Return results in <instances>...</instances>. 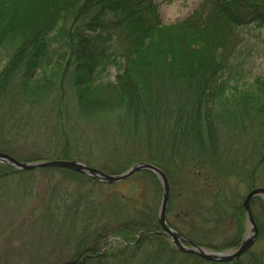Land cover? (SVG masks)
I'll return each instance as SVG.
<instances>
[{
    "label": "trees",
    "instance_id": "1",
    "mask_svg": "<svg viewBox=\"0 0 264 264\" xmlns=\"http://www.w3.org/2000/svg\"><path fill=\"white\" fill-rule=\"evenodd\" d=\"M252 25L264 27V0H203L174 26L161 21L154 0H0V62H4L0 103L8 107L5 110H13L17 102L35 108L52 104L53 115L62 121L56 135L64 139L60 155L66 158L70 156L66 129L76 125L69 127L63 121L71 117V98L82 119L103 121L118 113L126 126L144 128L149 138L165 141L157 149L161 154L150 159L169 179L184 169L196 173L195 166L200 165V172H213L226 182L221 164L212 157L204 159L206 143L212 148L209 136H216L215 123L247 131L250 122H260L264 130V75L246 82L239 61L240 49L247 43L243 29ZM114 66L120 73L115 82H106L103 75ZM242 80L247 85L237 82ZM192 144L200 146L199 152L181 156L180 148L185 155ZM260 144L264 147V141ZM0 168L6 174L28 172L1 163ZM144 172L157 180L152 172ZM205 176L212 187L211 175ZM228 192L227 184H219L216 203ZM53 210L59 211L57 206ZM230 210L238 219L246 217L243 205L233 204ZM138 223L140 239L138 234L133 242L125 235V241L115 244L130 242L135 250L146 245L148 264H167L178 254L195 264H264V249L252 253L253 248L232 262L205 261L177 250L157 232V217L147 215ZM123 233L117 231L115 237ZM90 234L86 231L76 238L73 253L58 264L120 263L123 250L119 254L109 245L102 248L99 235L90 243Z\"/></svg>",
    "mask_w": 264,
    "mask_h": 264
},
{
    "label": "rangeland",
    "instance_id": "2",
    "mask_svg": "<svg viewBox=\"0 0 264 264\" xmlns=\"http://www.w3.org/2000/svg\"><path fill=\"white\" fill-rule=\"evenodd\" d=\"M154 1L161 21L169 26L189 17L203 2ZM243 31L247 43L240 49L239 61L245 73L242 74L244 80L250 82L264 75V27L246 26ZM3 64L0 62V69ZM119 73L117 67H110L103 78L106 82H115ZM237 82L241 85L245 81ZM69 101L71 117L67 115L63 121H68L69 127L76 124L73 125L75 128L66 129L70 156L60 155L64 139L58 138L60 134L57 136L56 133L60 132L62 121L59 115H53L54 107L50 103L35 108L17 102L13 110H5L8 107L0 103V150L26 161L84 160L82 162L108 173L121 172L137 162L153 163L150 158L161 154L157 149H161L165 141L154 135L149 138L148 130H135L131 123L126 126L118 113H110L109 118L101 119L103 121L82 119L75 102L71 98ZM259 124L250 122L248 126L251 127L245 131L215 123L216 136L212 135L213 139L209 136L212 148L206 143L204 159L212 157L220 163L228 181H221V177L214 176L213 172H200V165L195 166L196 173L184 169L172 174L168 221L199 245L212 250L232 249L248 229L247 217L238 219L236 212L231 214L229 211L233 204L242 206L252 188L264 186L263 146L260 144L264 141V130ZM199 150V145L192 144L185 155L180 148V155H195ZM6 171L0 168V264H58L69 258L76 238L86 231L91 233L90 243L99 235L102 248L109 245L112 252L120 254L124 251L125 256L117 260L118 264H144L146 261L148 264L150 253L146 245L135 250L130 242L127 245L115 243L123 242L129 236L134 242L139 234L136 230L138 222L147 215L158 217L162 189L158 179L151 174L139 171L115 185H100L56 168L9 174ZM205 175L215 178H211L212 187L207 185L210 182ZM224 183L229 195L221 197V203L217 204L214 200L216 190ZM55 206L58 212H54ZM223 207L228 214L222 211ZM117 209L121 215L116 213ZM253 212L259 235L252 253L264 249L262 197L254 200ZM144 213H147L145 217L142 216ZM117 231L124 233L118 238L115 237ZM125 235L126 239L123 238ZM247 256L250 258L251 254L243 259ZM184 257L181 254L169 257L167 264H195ZM159 261L163 262L162 258Z\"/></svg>",
    "mask_w": 264,
    "mask_h": 264
},
{
    "label": "water",
    "instance_id": "3",
    "mask_svg": "<svg viewBox=\"0 0 264 264\" xmlns=\"http://www.w3.org/2000/svg\"><path fill=\"white\" fill-rule=\"evenodd\" d=\"M0 163L8 165L18 171H29L41 168L72 170L104 184H115L127 180L139 171L152 172L159 180L162 189V199L158 211V222L161 227L160 232L171 241L177 250L197 255L210 262H231L239 259L254 246L259 235V226L254 216L252 203L256 197H262L264 199V186L252 188L243 200L248 229L240 243L232 249L212 250L197 244L170 226L167 220L168 205L171 197L170 180L167 173L154 163L146 161L137 162L121 172L108 173L76 159H40L26 161L19 160L12 154L1 150Z\"/></svg>",
    "mask_w": 264,
    "mask_h": 264
},
{
    "label": "flooded vegetation",
    "instance_id": "4",
    "mask_svg": "<svg viewBox=\"0 0 264 264\" xmlns=\"http://www.w3.org/2000/svg\"><path fill=\"white\" fill-rule=\"evenodd\" d=\"M252 204H253V203H252ZM168 212H169V208H168ZM168 212H167V213H168ZM184 215L187 216V213H185ZM168 222H169V221H168ZM169 224L171 225L170 222H169ZM171 226H172V225H171ZM172 227H174V226H172ZM138 233H140V231H138ZM139 239H140V234H139ZM197 244H198V243H197Z\"/></svg>",
    "mask_w": 264,
    "mask_h": 264
}]
</instances>
